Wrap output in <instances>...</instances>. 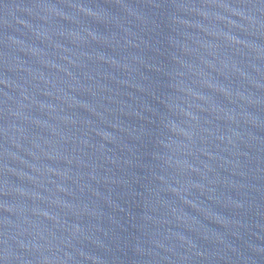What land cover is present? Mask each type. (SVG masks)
Wrapping results in <instances>:
<instances>
[{"label": "water", "instance_id": "95a60500", "mask_svg": "<svg viewBox=\"0 0 264 264\" xmlns=\"http://www.w3.org/2000/svg\"><path fill=\"white\" fill-rule=\"evenodd\" d=\"M0 264H264V0H0Z\"/></svg>", "mask_w": 264, "mask_h": 264}]
</instances>
